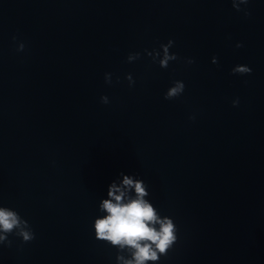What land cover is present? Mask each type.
<instances>
[{
    "label": "water",
    "instance_id": "obj_1",
    "mask_svg": "<svg viewBox=\"0 0 264 264\" xmlns=\"http://www.w3.org/2000/svg\"><path fill=\"white\" fill-rule=\"evenodd\" d=\"M240 8L0 0V207L35 233L10 234L0 264H117L93 225L120 173L176 225L155 264H264V0ZM169 40L179 59L161 68L145 50ZM175 80L184 93L165 100Z\"/></svg>",
    "mask_w": 264,
    "mask_h": 264
},
{
    "label": "clouds",
    "instance_id": "obj_2",
    "mask_svg": "<svg viewBox=\"0 0 264 264\" xmlns=\"http://www.w3.org/2000/svg\"><path fill=\"white\" fill-rule=\"evenodd\" d=\"M248 2L249 0H232V5L239 12L242 11L240 5H246ZM243 11L245 16L250 15V12ZM173 44L174 41L169 40L167 44L160 45V50L145 51L152 57L153 62L158 60L161 68H167L170 61L179 59L177 54L169 51ZM24 47L25 45L20 43L17 50L23 51ZM236 47L241 48L243 45L237 43ZM139 58L140 53H130L127 61L133 62ZM194 62L191 58L187 60L188 64ZM212 63H218L215 56L212 58ZM231 71L233 75H248L251 74L252 69L246 65H237ZM126 79L130 87L134 85L135 81L131 74L127 75ZM105 82L111 84V73H105ZM184 90V82L175 80L166 91L164 99L178 98ZM100 99L103 104L109 103L107 96H101ZM232 103L234 107L238 106L239 99L233 100ZM120 176L122 179L113 181L109 185L107 198L102 199L99 204V210L105 215L97 217L94 221L95 237L118 250L117 264H149V262L155 264L161 256L167 255L175 244L176 225L171 218L161 217L158 210L146 199L149 196L148 186L142 179L123 173H120ZM13 233L24 243L35 239V233L27 220L11 208L0 207V243L7 242L11 245L8 236Z\"/></svg>",
    "mask_w": 264,
    "mask_h": 264
}]
</instances>
